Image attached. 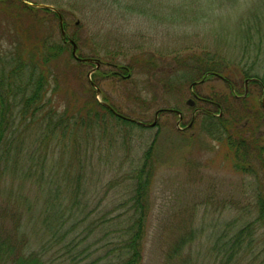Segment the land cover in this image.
Wrapping results in <instances>:
<instances>
[{"label":"rangeland","instance_id":"1","mask_svg":"<svg viewBox=\"0 0 264 264\" xmlns=\"http://www.w3.org/2000/svg\"><path fill=\"white\" fill-rule=\"evenodd\" d=\"M34 1L43 4L40 3L43 0ZM50 1L52 3L43 5L64 9L68 21L66 32L78 39L81 55L98 57L105 63L97 72L112 74L107 80L95 82L101 89L99 99L107 97L122 115L130 119L152 124L159 110L178 108L185 116L184 125H188L195 108L187 102L195 101L194 94L203 99L197 101V108L218 114L217 109L206 100L219 101L222 96H228L230 88L227 84L214 78L192 90L193 81L199 82L200 75L182 82L177 78L181 75L178 76L174 70L183 71L185 66L177 65L176 60L182 62L189 57L218 59L224 63L219 69L221 72L228 73L229 69L225 67L228 64L240 65L252 77L259 74V78L264 79V0ZM72 3H76V7ZM0 20L1 34L7 23L4 19ZM50 28L53 38L60 42L62 35L57 22H53ZM3 32L2 35H8ZM152 55L157 58L156 70L144 68L146 60ZM56 65L59 72L64 70V63L56 62ZM119 66L130 67V76L127 77ZM92 68H86L85 77ZM159 70L175 74L169 82L170 86L162 79ZM116 72L126 78H113ZM232 76L233 83L243 93V75ZM80 81L82 79L72 78L71 96L83 102L89 97L82 93ZM260 89L249 84L248 93L252 92L251 97L257 99L258 106L262 103ZM54 102V105H60L59 99ZM226 109L238 111L241 116L245 111L237 102L228 103ZM203 118L204 115H197L196 125L189 129L187 135L178 129V117L168 113L159 115L155 128H135L133 133L115 129L105 137L104 134H94L89 147L92 159L87 161L82 158V161L91 167L87 173L90 177L87 188L90 206L87 212L91 213L90 219H96L95 222L104 217L103 223L98 224L102 226L95 233L89 232L86 226H80L66 238L45 235L37 220L30 222V219L33 213L36 217L40 215L37 202L39 198L42 201L50 199L49 192L52 190L47 186L42 191L32 180L5 177L0 187V211L6 210L9 217L13 212L23 214L24 211L28 217L24 216L23 222L25 225L28 223L32 231L29 245L33 250L48 244V255L56 258L67 254L74 264H107L108 255L122 241V230L117 233L113 225L114 219L126 214V208L118 207L130 198L125 188L131 183V178L126 177L127 172L131 165L141 163L145 151L156 139L153 153L158 160V169L149 193L150 213L143 264H166L165 255L183 224L193 229L197 237L176 259V264H181L185 257L186 264H221V258L213 252L215 238L223 231L234 233L247 225L252 226L253 242L245 249L243 259L236 264H264L257 210L252 209L253 179L233 169L221 145L211 141L202 130ZM30 139L29 147L33 141ZM53 152L49 156V165L61 155L65 156L59 149ZM61 192L67 199L66 189L60 188ZM26 200L34 203L33 212ZM100 202L103 203L98 205ZM38 206L42 208L43 204ZM11 222L12 218L5 223L0 220V235L6 230L11 232ZM79 243L82 245L78 246ZM80 251L87 252L78 255Z\"/></svg>","mask_w":264,"mask_h":264},{"label":"trees","instance_id":"2","mask_svg":"<svg viewBox=\"0 0 264 264\" xmlns=\"http://www.w3.org/2000/svg\"><path fill=\"white\" fill-rule=\"evenodd\" d=\"M26 1L38 4L34 0ZM48 2L52 3L50 0H43L40 3L50 4ZM74 5L76 7V3H72V6ZM57 9L62 14L66 30L68 21L64 9L60 7ZM0 19L7 23V27L2 29L0 34V187L3 179L9 176L21 178L23 181L32 180L36 188L42 191L47 186L50 187L52 190L49 192L50 199L42 201L39 198L36 206L40 209V215L36 217L33 213L30 219V222L32 219L34 222L37 220L38 227L44 229L45 235H54L56 239L66 238L80 226H86L89 232L95 233L102 226L98 224L103 223L104 217L95 222L96 219H90L91 213L87 212L90 206L87 189L90 177L87 173L91 167L84 164L82 158L87 161L92 159L89 147L95 133L104 134L105 137L106 134L107 136L112 134L115 129L133 133L137 128L143 130L145 128L122 115L107 97H103L102 101L110 105L114 111L97 101L96 91L88 75L85 77L86 68L93 65L77 61L72 55L71 45L66 43L63 37L60 42L53 38L51 24L56 21L60 29L59 17L55 12L31 7L21 0H0ZM1 26L2 24L0 28ZM2 31L8 35H2ZM71 39L76 44L79 43L76 37ZM78 55L83 59L99 60L98 57H83L80 51ZM56 62L64 63L62 72L56 69ZM146 62L144 68L156 70V56L152 55ZM176 63L185 66L183 71L174 70L178 76L181 75L177 78L182 82L199 74V81L221 79L230 88L229 95L222 96L219 101L206 100L217 109L218 114L206 110L202 113L204 121L201 126L206 136L224 149L233 169L253 179L252 209L257 210L256 220L261 231L264 254V108L262 103L261 106L257 105V99H252V92L248 93L246 98L237 101L234 96L245 95V91L241 93V89L239 90L233 83L232 75L242 74L244 81L257 79L259 82H252L250 85L259 88L262 86L260 89L262 98L264 79H260L259 74L258 77H252L240 65L228 64L225 66L229 69L228 73L221 72L219 69L224 63L218 59L189 57L182 62L176 60ZM119 68L130 76L132 71L130 67ZM158 72L168 84L174 79V73L167 71L163 73L160 70ZM111 75L96 72L92 75V81L95 83L107 80ZM72 78L82 79L80 88L83 89L82 93L89 97L86 101L82 102L71 96ZM113 78L119 76L115 73ZM56 98L60 100L59 106L54 105ZM230 102L240 104L245 110L244 115L241 116L235 110L228 111L226 106ZM221 113L223 117L219 116ZM30 138L33 141L29 147ZM156 142L154 139L145 151L141 163L137 166L131 165L127 172L126 177L131 178V183L125 185V188L130 198L118 207L126 208V214L114 219L113 225L117 233L122 230V241L118 248H114L108 255L107 264H143L146 227L150 213L149 193L154 173L158 169L156 167L158 160L154 158ZM58 149L70 157L61 155L49 165V156L51 157V153ZM60 188L66 189L67 199L64 198L66 197L64 193H60ZM26 202L32 206L33 212L34 203L29 200ZM40 203L43 204L42 208L38 206ZM5 211H0V220L5 223L12 218V230L11 232L6 230L0 235V264H74L67 254L59 257L60 259L48 255V244L40 246L39 250H33L29 245V235L32 231L28 223L25 225L23 222L24 216H28L24 211L23 214L18 211L11 213L9 217ZM37 224L34 223L36 230ZM252 230V226L247 225L234 233L223 231L215 238L213 252L216 257L221 258V264H236L243 259L245 249L253 242ZM176 235L165 255L166 264H176V259L181 257L187 245L197 237V233L187 224H183ZM58 243L60 244V240ZM86 252L80 251L78 255ZM116 252L118 254L112 256ZM185 259L186 257L184 261ZM184 261L181 264H186Z\"/></svg>","mask_w":264,"mask_h":264},{"label":"water","instance_id":"3","mask_svg":"<svg viewBox=\"0 0 264 264\" xmlns=\"http://www.w3.org/2000/svg\"><path fill=\"white\" fill-rule=\"evenodd\" d=\"M21 1H23L24 3H26L27 5H29L31 7H35V8H38V9H44V10H50V11L55 12L58 15L59 20H60V27H61L62 36L64 38L67 37V33H66L65 29H64L63 17H62L61 13L57 9H55L52 6L43 5V4H31V3L27 2L26 0H21ZM67 41H68V43H70L72 45V54H73V57L75 59H77V60H79L80 62H83V63L95 64L96 65V69L100 68V66H101L100 61H95V60L90 59V58H86V59L79 58L78 55H77V52H78V46H77V44L72 39H70V38H68ZM93 72L94 71H92L88 75L91 82H92L91 76H92ZM250 81H254V80L247 81L246 82V87H247V85L249 84ZM95 88H96V98H97L98 102H100L104 107H106V108H108V109L111 110L112 108L108 104L100 101L99 97L101 95V90L99 88H97L96 86H95ZM160 112L161 111L157 112L155 121L152 124H144V123L138 122V121H134V122L137 123V125L142 126V127L154 128L157 125L158 115H159ZM174 112L176 114H178L180 116L181 120H182L181 113L178 112V111H174Z\"/></svg>","mask_w":264,"mask_h":264},{"label":"flooded vegetation","instance_id":"4","mask_svg":"<svg viewBox=\"0 0 264 264\" xmlns=\"http://www.w3.org/2000/svg\"><path fill=\"white\" fill-rule=\"evenodd\" d=\"M116 74L120 77V78H122V79H124V78H126L124 75H122L121 73H118V72H116ZM108 79H109V77H108ZM262 85V84H261ZM246 87V86H245ZM262 87V86H261ZM249 88V87H248ZM194 89V88H193ZM192 89V90H193ZM264 91V90H263ZM194 98H195V101H188L187 102V104L191 107V108H195L194 109V114H193V116H192V119H191V121H190V123L191 122H193V124H192V126L190 127L189 126V124L188 125H184V118H185V116H184V114H183V119H182V121L180 122V128H179V130L180 131H182V133H184V135H187L186 133L187 132H189V129H191L192 127H194V125H195V119H196V117H197V115H200V114H202V113H204V112H206V110H204L203 108H197V101H203V99H201L198 95H196V94H194ZM236 98H242V97H240V96H235ZM243 97H246V96H243ZM263 108H264V104H263ZM179 121V120H178ZM182 125V126H181ZM192 135V134H191Z\"/></svg>","mask_w":264,"mask_h":264}]
</instances>
